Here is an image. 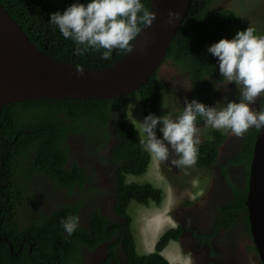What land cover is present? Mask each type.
<instances>
[{
    "label": "trees",
    "instance_id": "trees-1",
    "mask_svg": "<svg viewBox=\"0 0 264 264\" xmlns=\"http://www.w3.org/2000/svg\"><path fill=\"white\" fill-rule=\"evenodd\" d=\"M150 1L142 0V3L149 8ZM213 1L191 0L182 26L174 35L166 56V61L172 59L183 72L189 73L196 97L208 106L211 104L215 89L211 78L223 79L219 71L218 58L213 56L208 48L223 38L231 40L240 30H246L249 26L254 27L243 24L238 14L230 8H220L212 12ZM0 2L20 23L32 42L56 58L86 68H104L125 54L113 50L109 60L101 59L103 50L100 52L89 50L83 56L75 54V43L71 39H65L59 29L49 22L53 12H63L77 0H0ZM79 2L87 4L91 0ZM255 34L258 35L257 29ZM163 89L164 82L156 73L138 90L115 98H46L4 106L0 114V264H69L71 257L78 254V245L86 242L96 245L98 240L104 238L99 237L92 241V232L80 227L69 236L60 223L69 215L77 216L76 208L69 206H63L51 215L34 212L33 220L25 225L19 224V214L28 212L24 209L27 201L22 196L27 194L28 197L29 193L28 188L25 189L18 180H27L35 172H42L60 188L71 190L76 178L75 169L74 172H70L65 167L68 154L64 142L67 134L72 131L89 130L88 124L106 126L112 110H123L121 116L118 111L120 118L115 126L117 134L115 158L124 162L125 171L144 173L149 165L150 156L139 144V133L135 125L127 120L126 111L139 97L144 118L149 114L159 116ZM256 133V129H250L243 140L242 156L238 160H248L250 164ZM224 137L225 133L220 130L209 131L208 141L198 146V165L208 167L213 165L218 154L217 147ZM27 161L29 162L26 163ZM246 197L247 193L240 191L237 203L224 206L234 208V205L240 204L247 209ZM133 198L145 203L151 199L159 201L161 191L150 184L134 186L127 194V200ZM236 219L237 215L226 213L218 219L216 229L219 226L228 227ZM102 228H106V225ZM176 236L167 233L159 242L158 249L164 247L171 237ZM123 240L130 257L128 264H169L158 253L149 256L137 255L131 236L127 235Z\"/></svg>",
    "mask_w": 264,
    "mask_h": 264
},
{
    "label": "flooded vegetation",
    "instance_id": "flooded-vegetation-1",
    "mask_svg": "<svg viewBox=\"0 0 264 264\" xmlns=\"http://www.w3.org/2000/svg\"><path fill=\"white\" fill-rule=\"evenodd\" d=\"M184 73L192 86L189 73L187 71ZM211 80L220 81L213 78ZM223 90V87L218 90L215 88L213 97ZM213 97L211 104L214 101ZM193 99L199 100L192 86V94L188 96V101ZM262 103H264V95L252 107L259 109ZM185 106L186 104L181 102L176 113H180ZM118 111L121 116L123 110H112L109 122L104 127L88 124L89 130L72 131L67 134L64 142L68 154L65 167L70 172H74L75 169L76 178L71 190L65 187L60 188L55 181L42 172H35L27 180H18L25 189L28 188L29 198L26 197L27 194L22 198L27 201L24 209L31 212L20 213L19 224H28L33 220L36 212L51 215L55 210L69 206L76 208L77 217H79L78 227L92 232V241L104 237L98 240L96 245L88 242L78 245V254L71 257L69 264H128L130 257L123 239L127 235L131 236L134 239L135 252L139 255L136 243L139 233L136 222L144 216V209L159 208L165 203L172 204L174 201L170 194L171 187L184 192L190 188L188 180L197 174L191 173L190 167L177 168L156 159L151 160L152 167L155 166L160 179L157 178L156 171L148 172L147 176L125 171L124 162L115 158L114 152L117 139L115 126L120 118ZM198 126L202 130L204 121H199ZM159 129L156 131L157 137L162 138L163 134ZM249 132L250 129L243 137L225 134L223 141L217 147L218 154L213 165L208 167L196 163L194 166L200 168L202 174L209 173L210 177L206 184L203 185L205 177L200 176L198 183L193 184L187 191L189 197L193 195L195 197L190 198L187 204L181 199L182 192L179 194V199L175 200L176 207H170L169 217L175 222L171 230L178 235L177 248L180 254L189 256L192 264H245V260H242L243 249L238 248L239 241L243 237H250L248 247L253 246L255 252L253 258L256 259L257 264H262L251 238L247 209L240 204L234 205V208L224 206L237 203L240 191L248 192L251 161L249 164L248 160L238 159L242 156L243 140ZM201 137L200 133V139ZM206 141L208 138L201 140L200 144ZM174 155L170 153V159ZM131 175H142L143 180L136 182L129 178ZM182 175H185L188 182H181ZM151 178L159 180L160 185L157 189L162 195L164 194L159 203L152 201L150 204H145L134 198L127 200V194L134 186H142L146 181L154 185L150 182ZM18 207H21L20 204ZM226 213L237 215L236 221L228 227L219 226L216 229L218 219ZM103 225H106V228L103 229ZM152 230L153 228L150 227L144 241L153 240L155 234ZM175 255L178 261L177 251L173 248V256Z\"/></svg>",
    "mask_w": 264,
    "mask_h": 264
},
{
    "label": "clouds",
    "instance_id": "clouds-1",
    "mask_svg": "<svg viewBox=\"0 0 264 264\" xmlns=\"http://www.w3.org/2000/svg\"><path fill=\"white\" fill-rule=\"evenodd\" d=\"M156 17L157 12L149 10L142 0H91L87 4L77 0L63 12H53L49 23L58 28L65 39H71L75 43V54L83 56L89 50L96 52L103 50L101 59L109 60L113 50H119L122 53L133 51V41L137 40L142 32V27L143 29L151 27ZM179 17L178 11L170 9L167 22L174 24ZM255 33L256 29L249 26L246 30L238 31L231 40L223 38L208 48V51L218 58L219 71L223 77L222 80L214 82V87L217 90L223 87L225 91H228L227 86L234 82L237 86L238 102L225 97L226 103L217 102L215 106H211L212 104L208 106L197 99L188 101L185 98L186 106L180 113L173 112L175 117L171 114L162 116L149 114L145 118L143 117V121L133 123L139 133V144L150 156L147 170L142 173L144 176H147L148 172H157L152 167L153 161L151 160L154 159L162 163H170L177 168L194 167L198 159V146L201 143L199 121H204L205 127L230 132L237 137H243L251 128H255L257 131L264 129V103L260 105L259 109L252 107L264 95V35ZM146 46V44L142 45L141 50L143 51ZM76 70L79 74H84L83 66L78 65ZM126 118L132 122L128 118V109ZM158 125H162L159 129L163 134L162 138L157 137L156 128ZM170 153L175 154L171 159ZM194 176L191 181L196 178ZM208 177H210L209 173L204 179L208 180ZM198 181L199 177L195 184ZM145 184H149V182L147 181ZM152 186L156 189L158 187L155 184ZM193 197L195 196H187L186 200L185 198L183 200L188 204L190 198ZM152 201L160 202L151 199L145 204H150ZM151 205L154 206V204ZM172 206L176 207V203L172 202L170 207ZM170 207L159 214H153L159 208L144 209V211L150 212L147 220L153 221L152 224H156L157 221L161 223L162 220L165 222L162 232L154 241H144L140 238H146L143 234L150 231V227L146 222V229L143 230L141 223L137 225V220L138 240L143 244L146 252L139 253L140 256L158 253L171 264L162 255L170 245L178 255H181L176 244L178 235L171 230L174 228L175 222L169 217ZM60 223L64 231L71 236L79 226V217L69 215ZM158 226L157 223L155 230ZM170 226L172 227L168 228ZM167 233L170 236L174 234L177 236L171 237L164 247L158 249L159 242ZM149 244L153 245L152 250H147ZM182 255L189 259L187 254ZM181 261L183 264H192L190 260L187 262L184 258Z\"/></svg>",
    "mask_w": 264,
    "mask_h": 264
},
{
    "label": "water",
    "instance_id": "water-1",
    "mask_svg": "<svg viewBox=\"0 0 264 264\" xmlns=\"http://www.w3.org/2000/svg\"><path fill=\"white\" fill-rule=\"evenodd\" d=\"M191 0H151L157 12L143 29L134 49L104 68L83 67L56 58L35 45L0 2V114L4 106L34 99H107L138 90L166 61L167 51L190 8ZM179 19L169 24L168 11ZM147 46L141 50V46ZM254 245L264 264V129L257 131L245 201Z\"/></svg>",
    "mask_w": 264,
    "mask_h": 264
},
{
    "label": "rangeland",
    "instance_id": "rangeland-1",
    "mask_svg": "<svg viewBox=\"0 0 264 264\" xmlns=\"http://www.w3.org/2000/svg\"><path fill=\"white\" fill-rule=\"evenodd\" d=\"M220 8H230L234 10L240 20L242 21L243 24L247 25H253L256 27L258 31V35H264V0H214L212 3V12H214L216 9ZM158 77L164 82V89L162 92V99L160 103V114L159 116L165 115V114H171L174 117V113L178 111V107H180V104H185V98L188 99V96L192 94V86L190 85V82L186 76H184V72L181 70L180 67L176 66L173 62L172 59H169L165 61L162 66L160 67L159 71L157 72ZM228 91H225V89L220 93H217L216 98L214 99L213 103L211 106H215L217 102H221V104L226 103L225 97H227L228 100H237L238 102V97H237V86L235 83H231L228 86ZM181 109V108H179ZM128 118L137 121H143V106L140 102L139 97L133 101L129 107H128ZM130 119V120H131ZM160 128V125L157 126L156 131ZM213 128H208V127H203L201 130V140H206L208 138L207 133L212 130ZM223 133L226 134V136L231 135L230 132H226L223 130H220ZM27 161L26 163H28ZM200 168L197 167H190L191 173L196 172V178H194L192 181L190 179V188L193 184L196 183L197 177L203 176L206 177L208 175L205 173H201V171H197ZM188 175L190 176L189 172H187ZM142 176V175H141ZM141 176H133L131 175L129 178H132L134 181L139 182L142 181L143 179ZM157 178H159V173H157ZM160 179V178H159ZM196 179V180H195ZM181 182H188L186 180L185 175L181 176ZM206 179L203 181V185L206 184ZM147 182V181H146ZM193 182V183H192ZM186 189V191H178L175 188L171 187V198L173 199L174 203L175 200L179 199V194L183 192V197L181 199L186 200L188 194L187 191L190 189ZM168 190V189H167ZM164 195V194H163ZM140 208L143 210V208L140 206ZM133 211V210H132ZM146 217H141L138 219L137 225H140L141 223V228L143 230L146 229V220L147 214L145 215ZM142 219V221H140ZM134 229V227H133ZM155 228L152 230V233H154ZM160 235V234H159ZM144 237H146L143 234ZM250 241V237H243L239 241V246L238 248L243 249V254H242V260H245V264H257L256 259L253 258L254 256V250L253 246L248 247V242ZM137 249L138 252L141 254L146 253L145 252V247L143 244L138 240L137 238ZM148 248V246H147ZM249 249L251 251H249ZM173 257V252L171 254ZM177 258L181 261L183 258L188 262L189 259L187 256L184 255H178ZM258 259V258H257ZM259 262V260H258ZM181 264L183 262L181 261Z\"/></svg>",
    "mask_w": 264,
    "mask_h": 264
},
{
    "label": "bare ground",
    "instance_id": "bare-ground-1",
    "mask_svg": "<svg viewBox=\"0 0 264 264\" xmlns=\"http://www.w3.org/2000/svg\"><path fill=\"white\" fill-rule=\"evenodd\" d=\"M155 167V166H154ZM149 176H150V174H149ZM150 182L151 183H154L156 186H159L160 185V183H159V180L158 179H154V178H151L150 179ZM170 195V194H169ZM246 201V200H245ZM170 207V203H165L161 208H159V209H157V210H155L154 212H153V214H155V213H157V214H159V213H163V212H165L168 208ZM146 212L147 211H144L143 213H144V216H142V217H146L145 215H146ZM247 212H248V208H247ZM249 214V213H248ZM149 215H150V212H147V217H149ZM145 220H146V222H147V225H149V227H151V228H155V225L158 223L159 224V226H158V228L156 229V230H154V233L153 234H155V237L153 238V240L152 241H154L158 236H159V234L162 232V229L164 228V225H165V222H163V220H162V222L160 223V222H156V224H152L153 223V221L152 222H149L148 220H147V218H145ZM140 221H142V219L140 220ZM249 223H250V220H249ZM250 231H251V224H250ZM148 234V231H146V233L144 234L145 236ZM142 240H144V238L143 237H140ZM251 238L253 239V236H252V232H251ZM148 249H153V245L152 244H149L148 245V248H147V250ZM172 252H173V248L171 247V245L165 250V252H163L162 253V255L171 263V264H181V261L180 260H178V258H177V260L178 261H176V255L175 256H171V254H172Z\"/></svg>",
    "mask_w": 264,
    "mask_h": 264
},
{
    "label": "crops",
    "instance_id": "crops-1",
    "mask_svg": "<svg viewBox=\"0 0 264 264\" xmlns=\"http://www.w3.org/2000/svg\"><path fill=\"white\" fill-rule=\"evenodd\" d=\"M131 119V118H130ZM132 123H136L135 120L131 119Z\"/></svg>",
    "mask_w": 264,
    "mask_h": 264
}]
</instances>
